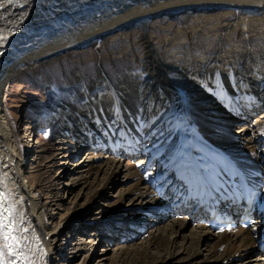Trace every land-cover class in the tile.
Listing matches in <instances>:
<instances>
[{
    "label": "bare ground",
    "instance_id": "6f19581e",
    "mask_svg": "<svg viewBox=\"0 0 264 264\" xmlns=\"http://www.w3.org/2000/svg\"><path fill=\"white\" fill-rule=\"evenodd\" d=\"M225 3L264 14V0H0V188L27 264H232L249 254L257 255L243 264H264L261 51L246 76L231 63L206 73L193 61L180 67L153 56L156 48L144 84L129 71L117 86L101 68L89 82L74 76L72 100H58L38 122L51 126L48 141L25 148L36 127L22 136L6 105L23 65L135 24L145 34L152 19L187 7ZM229 34L220 53L239 37ZM252 190L258 218L250 228L210 229V199L236 208Z\"/></svg>",
    "mask_w": 264,
    "mask_h": 264
},
{
    "label": "rangeland",
    "instance_id": "374dc122",
    "mask_svg": "<svg viewBox=\"0 0 264 264\" xmlns=\"http://www.w3.org/2000/svg\"><path fill=\"white\" fill-rule=\"evenodd\" d=\"M15 6L20 7L19 4ZM237 6L232 7L225 3L187 7L152 19L145 34L135 24L103 36L94 45L78 46L71 51L65 50L64 53L40 58L32 64L23 65L19 73L12 77L8 83L6 105L12 113L11 117L19 124L22 136L27 125L36 127L34 128L35 136L30 139H22L24 148L30 144L33 145V143L37 145L38 141H48L51 126H47L44 122V125H40L38 122L41 117H43L42 121L47 116L51 117L53 106L58 100H72L74 88H71V81L74 76L89 82L92 78L100 77L101 74L96 70L101 68L103 74L107 75V79L109 78L114 86H117L119 77H123L129 72L136 74L144 84L154 75L146 59L149 52L155 50L154 48L157 53H154L153 56H157V54L160 55V58L172 56L177 63L182 61L178 65L184 68L188 67L187 61H193L197 63L196 69L199 72L223 70L231 63L230 70L241 72L245 76L251 73L248 68H253V60L258 52L261 51L264 57V14L254 13L252 16L249 15L250 13H239ZM232 32L239 37L236 38L235 43L229 41L226 48L234 53H230L227 49L220 53L219 46L222 48L224 45L223 35L231 33L224 36L229 40L232 38L229 36L234 35ZM257 39L261 42L257 43ZM171 43L175 44L169 47L168 45ZM147 46H151V48L149 49ZM225 46L223 47L225 48ZM186 48L190 52V57L185 55ZM196 48L200 50L193 52ZM233 55H235L234 58ZM167 58L163 59L168 61ZM175 76L172 77L175 79L177 77ZM195 83L199 85V80ZM176 84L180 83L176 82ZM257 87L263 88L262 91H264V86L258 84ZM45 127L50 129L48 128L45 136H41ZM23 161L25 163L26 158ZM51 213L52 209H49L46 216H51ZM103 215H106V212ZM100 217L102 216L100 215ZM256 255L249 254L244 256L245 260L243 258L241 261L245 262L255 258ZM259 256L264 257V254L260 253ZM241 261L236 260L232 264H240Z\"/></svg>",
    "mask_w": 264,
    "mask_h": 264
},
{
    "label": "snow or ice",
    "instance_id": "6c2138e0",
    "mask_svg": "<svg viewBox=\"0 0 264 264\" xmlns=\"http://www.w3.org/2000/svg\"><path fill=\"white\" fill-rule=\"evenodd\" d=\"M7 202L8 195L0 191V264H17L18 261L23 264L27 260L24 255L27 243L21 239L14 207Z\"/></svg>",
    "mask_w": 264,
    "mask_h": 264
},
{
    "label": "water",
    "instance_id": "95a60500",
    "mask_svg": "<svg viewBox=\"0 0 264 264\" xmlns=\"http://www.w3.org/2000/svg\"><path fill=\"white\" fill-rule=\"evenodd\" d=\"M0 191H2V190H0ZM17 264H21V262L18 261ZM23 264H26V261H24Z\"/></svg>",
    "mask_w": 264,
    "mask_h": 264
}]
</instances>
